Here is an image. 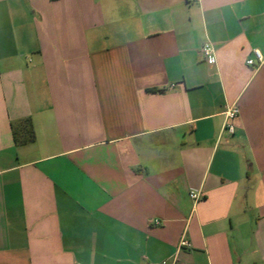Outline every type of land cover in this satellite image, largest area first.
Wrapping results in <instances>:
<instances>
[{
  "label": "crops",
  "instance_id": "obj_1",
  "mask_svg": "<svg viewBox=\"0 0 264 264\" xmlns=\"http://www.w3.org/2000/svg\"><path fill=\"white\" fill-rule=\"evenodd\" d=\"M254 50L264 0H0V264H264Z\"/></svg>",
  "mask_w": 264,
  "mask_h": 264
},
{
  "label": "built area",
  "instance_id": "obj_2",
  "mask_svg": "<svg viewBox=\"0 0 264 264\" xmlns=\"http://www.w3.org/2000/svg\"><path fill=\"white\" fill-rule=\"evenodd\" d=\"M199 51L201 58L204 60V62H206L207 64L215 63V54L211 43L204 42L200 47ZM253 55L254 58L248 59L246 61V64L255 69L264 67V56L258 50H254ZM223 115H224L223 129L226 130L228 133L232 134L234 131V127L231 122L238 115V108L235 106L229 107L225 110ZM189 197L193 202H197L200 200L201 194L197 191H191L189 192ZM183 247H189V244L185 239H181L179 242V248H183ZM162 264H166V262H162Z\"/></svg>",
  "mask_w": 264,
  "mask_h": 264
}]
</instances>
